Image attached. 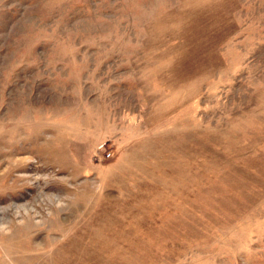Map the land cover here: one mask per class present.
Here are the masks:
<instances>
[{"label":"rangeland","instance_id":"rangeland-1","mask_svg":"<svg viewBox=\"0 0 264 264\" xmlns=\"http://www.w3.org/2000/svg\"><path fill=\"white\" fill-rule=\"evenodd\" d=\"M0 264H264V0H0Z\"/></svg>","mask_w":264,"mask_h":264},{"label":"built area","instance_id":"built-area-1","mask_svg":"<svg viewBox=\"0 0 264 264\" xmlns=\"http://www.w3.org/2000/svg\"><path fill=\"white\" fill-rule=\"evenodd\" d=\"M105 156H111V152L105 153Z\"/></svg>","mask_w":264,"mask_h":264}]
</instances>
